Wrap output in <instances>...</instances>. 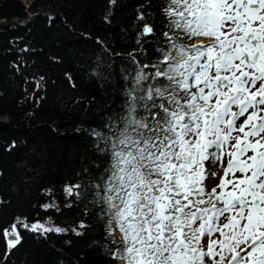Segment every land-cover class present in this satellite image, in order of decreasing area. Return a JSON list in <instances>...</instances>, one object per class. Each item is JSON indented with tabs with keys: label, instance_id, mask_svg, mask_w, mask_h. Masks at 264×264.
<instances>
[{
	"label": "trees",
	"instance_id": "16d2710c",
	"mask_svg": "<svg viewBox=\"0 0 264 264\" xmlns=\"http://www.w3.org/2000/svg\"><path fill=\"white\" fill-rule=\"evenodd\" d=\"M209 13V0H0V264H230L233 247L201 245L220 205L187 169L221 113L189 88L196 39L225 37Z\"/></svg>",
	"mask_w": 264,
	"mask_h": 264
},
{
	"label": "rangeland",
	"instance_id": "374dc122",
	"mask_svg": "<svg viewBox=\"0 0 264 264\" xmlns=\"http://www.w3.org/2000/svg\"><path fill=\"white\" fill-rule=\"evenodd\" d=\"M33 0H23L24 3ZM261 0H209L210 13L205 20H213L219 23V28L224 32V38L217 43L214 39L205 40L200 44L201 49L210 54L217 49H227L229 56L225 62L226 72L219 78L221 87L205 88L202 78L206 76L211 68L206 67L200 76L191 81L190 89L194 93L204 94L221 105L222 115L215 119L218 125L217 132H211L204 153L200 155L198 162L188 167L206 190L216 192L219 207H216L210 218L203 222L204 235L201 245L213 252V257H223L230 247L234 248L231 253L230 264L240 261L243 264H264V243L254 246L249 250L253 241L261 240L264 235V184L256 190H252L251 176L255 167L257 156L264 152V129L260 134H249V128L264 116V105L249 109L240 119L234 120L233 131L229 132L232 115L239 109L238 102L232 104L228 95L237 86V78L241 71H251V65H259L252 73L264 70V9L260 5ZM236 16L238 19L222 21L223 16ZM261 60V62H259ZM209 58L200 63H208ZM252 79V78H251ZM208 85V86H209ZM261 91L258 88L250 93L246 90V99H257L264 93V84ZM259 91V93H258ZM228 93V94H227ZM234 99L237 96L233 97ZM243 100V98H239ZM240 100V101H241ZM234 106H230V105ZM220 128V129H219ZM219 133L230 138L222 140L220 136L221 149H219ZM228 145V146H225ZM222 146H224L222 148ZM254 149L252 150V148ZM219 149L217 155L214 150ZM241 152V153H240ZM239 153V154H238ZM210 154V156H206ZM243 160V164H242ZM235 162L234 168L227 170L228 164ZM234 163V164H235ZM241 197L248 205L259 203V207L241 209L234 199ZM9 246L17 241L14 229L9 226L5 230ZM250 255H247L249 254ZM244 255H247L243 257ZM243 259V260H242Z\"/></svg>",
	"mask_w": 264,
	"mask_h": 264
},
{
	"label": "bare ground",
	"instance_id": "6f19581e",
	"mask_svg": "<svg viewBox=\"0 0 264 264\" xmlns=\"http://www.w3.org/2000/svg\"><path fill=\"white\" fill-rule=\"evenodd\" d=\"M196 43H200V44H203V43H205V40L203 39V38H198V39H196ZM210 68H212V65H210ZM204 83V85H205V88H207V89H209L210 88V85L209 84H212L213 85V87H221V85H222V81H217V80H213V79H205V78H203L202 79V83H200V86L202 85ZM209 85V86H208ZM191 94L193 95V100H192V102L194 103V104H198L199 102H200V100L198 99V97H200V92L201 91H199V93H194V91L191 89ZM229 93V94H228ZM227 94L228 95H232L231 94V92H228ZM209 99L212 101V104L213 105H216L217 107H219V109L222 111V109H221V105L219 104V103H217V102H214L210 97H209ZM241 99H239V98H236V101L238 102V104L239 105H256V104H253V103H251L249 100H247L246 98H243V100H241ZM251 108H253V106L251 107ZM234 167H236V165L234 166Z\"/></svg>",
	"mask_w": 264,
	"mask_h": 264
},
{
	"label": "water",
	"instance_id": "95a60500",
	"mask_svg": "<svg viewBox=\"0 0 264 264\" xmlns=\"http://www.w3.org/2000/svg\"><path fill=\"white\" fill-rule=\"evenodd\" d=\"M261 5L264 8V1H261ZM206 66H204L205 68ZM240 82V79H239ZM263 161H264V153H261L256 160V167L254 169L253 175H252V188L253 190H256L261 185L258 183L259 179L263 176ZM238 202L241 203L242 207H246L247 205L243 202L241 198L237 199ZM253 207V206H251ZM258 207V204H257Z\"/></svg>",
	"mask_w": 264,
	"mask_h": 264
}]
</instances>
